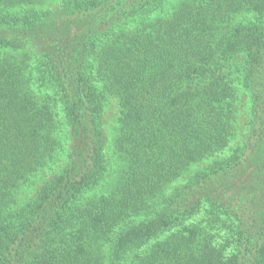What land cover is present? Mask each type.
Returning a JSON list of instances; mask_svg holds the SVG:
<instances>
[{"label":"trees","instance_id":"trees-1","mask_svg":"<svg viewBox=\"0 0 264 264\" xmlns=\"http://www.w3.org/2000/svg\"><path fill=\"white\" fill-rule=\"evenodd\" d=\"M45 1L0 0V264H264V0Z\"/></svg>","mask_w":264,"mask_h":264},{"label":"rangeland","instance_id":"rangeland-1","mask_svg":"<svg viewBox=\"0 0 264 264\" xmlns=\"http://www.w3.org/2000/svg\"><path fill=\"white\" fill-rule=\"evenodd\" d=\"M48 3L46 4V1L39 5V7H49L53 8L57 6L58 2L47 0ZM117 117H118V105H117V99L113 95H108L107 102L105 105V113L104 118L106 121V127L108 132V137L111 139L113 137L114 129L117 125Z\"/></svg>","mask_w":264,"mask_h":264}]
</instances>
